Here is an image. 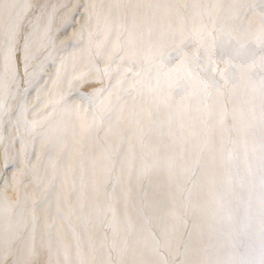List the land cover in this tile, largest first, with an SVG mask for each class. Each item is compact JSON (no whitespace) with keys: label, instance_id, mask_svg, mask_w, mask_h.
<instances>
[{"label":"bare ground","instance_id":"6f19581e","mask_svg":"<svg viewBox=\"0 0 264 264\" xmlns=\"http://www.w3.org/2000/svg\"><path fill=\"white\" fill-rule=\"evenodd\" d=\"M0 264H264V0H0Z\"/></svg>","mask_w":264,"mask_h":264},{"label":"snow or ice","instance_id":"6c2138e0","mask_svg":"<svg viewBox=\"0 0 264 264\" xmlns=\"http://www.w3.org/2000/svg\"><path fill=\"white\" fill-rule=\"evenodd\" d=\"M17 36H19V32H17ZM21 38H23V39H25L26 40V38H24V37H21ZM24 51H26V45H25V49H24ZM25 59H26V57H25ZM209 68L211 69V70H215V68H214V65H212V63H211V61L209 60ZM128 71H130V70H128ZM223 74V73H222ZM136 75H138V73H136Z\"/></svg>","mask_w":264,"mask_h":264}]
</instances>
